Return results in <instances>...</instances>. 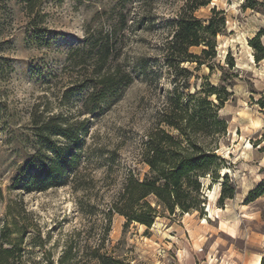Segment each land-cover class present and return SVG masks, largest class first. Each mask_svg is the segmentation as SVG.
<instances>
[{"label": "rangeland", "instance_id": "rangeland-1", "mask_svg": "<svg viewBox=\"0 0 264 264\" xmlns=\"http://www.w3.org/2000/svg\"><path fill=\"white\" fill-rule=\"evenodd\" d=\"M204 1L194 16L204 25L213 19L215 46L203 64L176 74L188 84L178 93L193 103L215 88L207 99H226L217 110L225 132L202 140L215 139L211 146L223 160L216 179L200 178L196 210L158 207L146 227L106 213L128 172L143 179L148 171L143 143L175 78L159 50L187 0H43L40 36L32 34L24 0H0V237L4 248L17 244L15 264H98L95 249L123 264H255L264 255V196L249 198L264 184V57L257 60L264 0ZM106 40V67L119 66L131 81L84 112ZM202 49L190 52L200 56ZM49 117L78 141L50 139L62 149L61 175L36 189L52 154L35 143L32 121ZM223 189L232 198L220 201Z\"/></svg>", "mask_w": 264, "mask_h": 264}, {"label": "trees", "instance_id": "trees-1", "mask_svg": "<svg viewBox=\"0 0 264 264\" xmlns=\"http://www.w3.org/2000/svg\"><path fill=\"white\" fill-rule=\"evenodd\" d=\"M42 1L24 0L23 3L33 36L35 33L36 36L41 34L37 31V25L44 17L39 9ZM207 2L187 0L181 12L168 23L172 28L171 35L162 43L159 51L165 69L175 73L174 86L166 105L159 113L156 126L147 133L143 143L140 156L148 171L143 179L136 178L131 170L128 172L112 199L106 216L117 213L124 216L128 222L134 221L150 227L158 214L156 209L158 207L170 214L177 209L182 213L196 210L200 197V178L206 175L213 180L217 178L216 162L223 159L214 153L216 144L211 146L213 145L211 141L215 139L203 142V138L225 132V122L219 119L217 110L226 99L216 96V102L209 101L207 96L216 93L215 88H210L207 93L205 92L204 97H198L193 103L187 99L182 100V93H178V90L187 88L188 84L186 80L180 81L176 75L188 73L189 65L200 66L203 64L202 59L213 52L215 46L213 39L217 34V30L213 27V19H208L204 25L194 16V12L207 5ZM199 46L204 47L200 56L190 52L191 48ZM111 50V45L106 40L95 60L93 73L96 79L86 85L88 91L82 102L84 112H93L99 105L106 102L109 94L118 92L131 81V77L119 66L113 71L106 67ZM263 57L264 50L257 60ZM79 63L82 62L79 61ZM141 66H145V59H141ZM54 120L55 117H49L44 122L34 119L32 121L35 143L36 140L39 143L42 142L41 148L52 154L42 171L44 173L40 182L34 187L36 189L54 186L59 180L58 176L61 175L62 165L58 163V160L59 150L62 149L50 139L61 137L74 144L78 141L76 132L72 133L65 124ZM37 156H40V150L36 152ZM260 196H264L262 183L250 192L249 198L254 200ZM226 198H232V191L227 193L223 189L220 201ZM149 199L154 201L155 206L151 205ZM3 238L5 235L0 237V264H15L16 254L20 252L17 244L10 243V248H4ZM98 251L95 249L91 253V257H95L98 264H123L116 257L106 252L98 253ZM46 264L53 263L47 260ZM260 264H264V255L261 257Z\"/></svg>", "mask_w": 264, "mask_h": 264}, {"label": "bare ground", "instance_id": "bare-ground-1", "mask_svg": "<svg viewBox=\"0 0 264 264\" xmlns=\"http://www.w3.org/2000/svg\"><path fill=\"white\" fill-rule=\"evenodd\" d=\"M260 260H261V257L259 256L256 261H255V264H260Z\"/></svg>", "mask_w": 264, "mask_h": 264}]
</instances>
